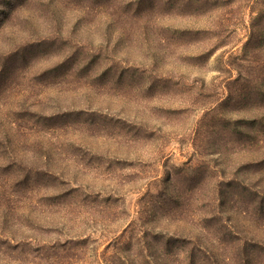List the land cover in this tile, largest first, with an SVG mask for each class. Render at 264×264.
<instances>
[{
  "label": "rangeland",
  "instance_id": "obj_1",
  "mask_svg": "<svg viewBox=\"0 0 264 264\" xmlns=\"http://www.w3.org/2000/svg\"><path fill=\"white\" fill-rule=\"evenodd\" d=\"M249 193L264 0H0V264H264Z\"/></svg>",
  "mask_w": 264,
  "mask_h": 264
},
{
  "label": "trees",
  "instance_id": "obj_2",
  "mask_svg": "<svg viewBox=\"0 0 264 264\" xmlns=\"http://www.w3.org/2000/svg\"><path fill=\"white\" fill-rule=\"evenodd\" d=\"M249 196H251V197L253 198V199L250 201V203H251V202L254 203V201H256L255 198H257V197H258V198H259V197L264 198V195L257 194V193H254V194H253V193H249V194H248V197H249ZM244 251H245V250H243V252H244ZM246 263H247V262H244V264H246Z\"/></svg>",
  "mask_w": 264,
  "mask_h": 264
}]
</instances>
